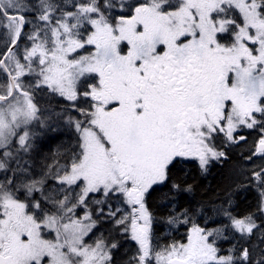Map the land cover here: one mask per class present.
Here are the masks:
<instances>
[{"label": "snow or ice", "instance_id": "obj_1", "mask_svg": "<svg viewBox=\"0 0 264 264\" xmlns=\"http://www.w3.org/2000/svg\"><path fill=\"white\" fill-rule=\"evenodd\" d=\"M70 6L75 11L54 0H0V264H116L117 242L86 238L101 218L129 232L128 216L117 218L121 209L111 204L121 198L132 210L130 239L138 246L128 264H252L243 245L221 254L218 241L229 239L224 221L214 228L192 223L187 243L153 249L147 201L163 193L169 231L189 224L205 209L177 207L178 195L194 186L169 185L173 169L196 161L204 175L246 140L243 129H258L255 150L243 158L252 166L241 165L242 179L212 211L241 240L257 231L264 238L252 214L238 219L230 211L234 194L254 187L264 214V0ZM45 95L83 119L65 120L55 109L46 119ZM61 121L75 131L76 146L64 164L37 173L30 164L37 135L57 131ZM256 264H264V252Z\"/></svg>", "mask_w": 264, "mask_h": 264}, {"label": "trees", "instance_id": "obj_2", "mask_svg": "<svg viewBox=\"0 0 264 264\" xmlns=\"http://www.w3.org/2000/svg\"><path fill=\"white\" fill-rule=\"evenodd\" d=\"M69 113L73 114L74 112L69 108L66 109V112L64 114H69ZM62 126L64 125L62 124L61 121V126L58 129V131L52 134H48V136L44 139V142L39 143L35 147L32 155L34 170L40 171L41 168H43L46 164L55 165L57 161H59L60 164H64L67 156L70 154L69 150L76 146L77 135L75 131L73 129H70L67 125L64 126V128H62ZM241 165L242 163L240 160L232 161L228 163L226 166L218 167L216 170L212 171L206 176L201 175L200 171L197 169V167L194 164H184L178 169L177 168L173 169V172L171 174V179L169 181V185L171 184L172 181H176L181 185L185 183H190L194 186V191L190 193V196L189 193L187 194L183 192H181L178 195L176 200L177 207L191 208L195 210L197 207L203 206L205 209L203 214H197L191 216L192 220H196L199 224L202 225L206 220V214L208 213V208L213 207L216 204H219L220 202L218 203V201H221L222 198L225 199V194L228 188L230 189L237 181L240 180L241 176L239 175V173L242 170ZM184 173H186L187 175ZM219 178L221 180H219ZM227 178L229 180H227ZM205 183L207 185V188ZM215 190L216 192H214ZM164 191L166 192L167 188H165ZM162 195H163L162 192H153L152 196L147 201V206L151 211V213L153 214L155 220L153 224V230L156 238L153 240L155 241L157 239H160L159 243L164 245H168L173 242L183 243L185 242V234L182 233L181 228H186V227L179 226L178 228H173L171 231H169L166 225L163 223L162 218L167 216L170 209L162 201L161 199ZM19 198L22 201L24 200L22 195H19ZM232 199L235 200L237 203V206L232 211L236 217L242 218L252 213L254 207L253 197L248 195L244 197L235 193ZM213 200H216L217 202L214 201L213 204ZM199 215H201V217H198ZM120 230H121L120 227H117L115 225L113 226L112 223L111 224L108 223L107 231L106 233H104L107 236V238L110 239V243L115 241L120 245L119 249H113V252L115 253L116 264L120 263L118 261L122 257V254L125 257L127 256V254L133 256V254L136 253L137 251L136 244L133 243L128 238H126L125 235H121ZM168 233H171V235H167Z\"/></svg>", "mask_w": 264, "mask_h": 264}, {"label": "rangeland", "instance_id": "obj_3", "mask_svg": "<svg viewBox=\"0 0 264 264\" xmlns=\"http://www.w3.org/2000/svg\"><path fill=\"white\" fill-rule=\"evenodd\" d=\"M29 2H31V3H35V0H29ZM54 2L55 3H57V4H62V5H65L66 7H68L69 8V10H71V11H75V9L74 8H71V3H73V2H81V0H69V3L68 4H65V0H54ZM100 2L101 3H103V0H100ZM127 2L128 3H135V2H137V0H127ZM139 2H145V0H139ZM171 2L173 3V4H175V3H177L178 2V0H171ZM239 15V13L238 12H236L235 13V15ZM237 17V16H236ZM0 46H3V30H0ZM21 48H23V46H21ZM88 82H94L93 80H91V79H89V81ZM88 83L87 82H83V83H81V85H80V88L81 89H83V87H85L86 85H87ZM43 97H45V98H49L50 96H47V95H45V96H43ZM43 97H40L39 99H40V108H42L43 107ZM58 98V100L60 99L59 97H57ZM64 103V102H63ZM65 103H67V102H65ZM60 105V104H59ZM64 115V119L65 120H67V118H68V116L69 115H71L72 117H74V118H80L79 116H77L76 114H72V113H69V114H63ZM44 117L47 119V115H45L44 114ZM62 124L64 125V126H66L67 124H65L64 123V121H62ZM64 126H62V128H64ZM56 132V131H55ZM55 132H47L46 134H43V133H39L38 135H37V138H36V146L39 144V143H42V142H44V139L48 136V134H52V133H55ZM33 155V154H32ZM260 162V161H259ZM30 164H31V166H32V168H33V162H32V160L30 161ZM245 165H247V166H250V164H245ZM13 167H15V164L13 163ZM34 170V169H33ZM35 172H37V173H39L40 171H36V170H34ZM8 175L9 176H11V173L9 172L8 173ZM3 177H4V173L3 172H0V180H3ZM258 190L256 189V192H257ZM19 195H22V194H19ZM39 194L37 193V196H38ZM23 196V195H22ZM23 198H24V196H23ZM25 199V198H24ZM26 203H29V205H30V202L29 201H27ZM111 204H112V206H113V210H115V208L116 207H120V212L117 214V217L118 216H120L121 214L123 215V216H125V215H127L128 216V220L126 221V223H127V225H128V228H129V232L128 233H125L124 231H122V233L124 234V235H128V237L130 238V225H131V215H132V210H131V208L129 207V205L128 204H126V203H124L123 202V198H121L119 201H117L116 199H113L112 201H111ZM220 204V203H219ZM219 204H217L216 206H218ZM98 206L97 205H95V204H93L92 205V208L93 209H95V208H97ZM107 208H108V205H105V209L107 210ZM212 207H210V208H208V213L206 214V222L204 223L205 224V226L204 225H201V227H209V228H214V227H220L221 225H220V221H224V223H227L228 224V235H230L231 237H229L230 239H228V240H220V241H218V245H219V247H220V249H221V254H223L224 252H226L229 248H231L233 245H236L237 247H239L240 246V244L241 245H243V246H245V247H248L250 250H251V248H252V250L251 251H254V252H252V256L254 255V259H252V264H256V260L260 257V254L262 253V252H264V238H262L261 237V234H260V232L259 231H257L256 232V234L255 235H253L252 237H251V239L250 240H242L241 241V239H240V233H238V232H236L235 230H233L232 228H231V223H230V221H225L224 220V218L222 217V216H220V217H217V216H215L214 215V213H213V211H212ZM33 211H34V209H32ZM232 210V207H231V209H230V211ZM78 211H80L81 213L83 212V209H80V210H78ZM253 216H254V219L256 220V223L257 224H259V225H261L262 227H264V214H261V213H259L257 210H255L254 212H252L251 213ZM233 215V214H232ZM234 216V215H233ZM235 217V216H234ZM236 218H238V217H236ZM102 220H104V218H101ZM238 219H244V218H238ZM105 221H109L108 220V218L107 219H105ZM229 222V223H228ZM98 224H99V222H98ZM196 224V223H195ZM187 225H189V224H187ZM198 225V224H197ZM124 226V225H123ZM179 226H181V225H179ZM179 226H177L176 228H178ZM192 226V223L189 225V228ZM199 226V225H198ZM184 227H186V225L184 226ZM189 228H181L182 229V233H184L185 234V242H183V243H187V234H188V229ZM122 230H123V228H121ZM230 229V230H229ZM95 231V235H93V236H91V238L90 239H88V238H86L87 239V241H89L88 243H90V244H94L95 242H96V240L97 239H99V238H102V234L101 233H99L98 231H96V229L94 230ZM231 231V232H230ZM231 233V234H230ZM237 233V234H236ZM167 235H171V233H168ZM233 235H234V238H233ZM237 236V238H235ZM48 238H54V234L52 235V236H49ZM156 238V236H155V233H154V230L152 229V234H151V245H152V247H153V249H155V250H160V249H162V248H164L165 246H167V245H164V244H160L159 242H160V239H157V240H153V239H155ZM235 239V240H234ZM238 240V242H237V240ZM233 240H234V242H233ZM239 240H240V242H239ZM105 242H107L106 240H104ZM133 241V240H132ZM253 241H255V242H253ZM135 244H136V242L135 241H133ZM242 242V243H241ZM248 242V243H247ZM251 242V243H250ZM173 243H176V242H173ZM173 243H171V244H173ZM177 243H179V242H177ZM247 243V244H246ZM171 244H168V245H171ZM246 244V245H245ZM254 246V247H253ZM256 246V247H255ZM255 248H257L258 249V253L256 252V249ZM136 249H138V246H137V244H136ZM258 257H256V256ZM259 255V256H258ZM257 259H256V258ZM253 258V257H252ZM119 264H126L125 262H120ZM152 264H155V261L153 260V262H152Z\"/></svg>", "mask_w": 264, "mask_h": 264}, {"label": "flooded vegetation", "instance_id": "obj_4", "mask_svg": "<svg viewBox=\"0 0 264 264\" xmlns=\"http://www.w3.org/2000/svg\"><path fill=\"white\" fill-rule=\"evenodd\" d=\"M236 16H237L238 22L242 23V18H240V16L237 15V14H236ZM0 49H3V46H0ZM87 86H88V84L85 87H83V89H81V90L82 91L83 90H87ZM42 100L44 102H43V107L41 109L43 110V113L45 115H47V118H48V113L51 112L53 109H55L57 113H63L64 112V108L61 105L57 104V102H56L58 100L57 97L56 98H52V97L45 98V97H43ZM76 113L79 114L78 112H76ZM241 134L245 135L246 140L245 141H241L239 146H233L232 148L228 149V158L227 159H225V160H223L222 162H219V163L213 161L210 164V166H209L208 172L206 174H204L203 176L208 175L212 171L216 170L218 167L226 166L228 163H230L232 161L240 160L242 165L250 164V166H248V167L252 166L251 162L246 161L243 158L248 156V155H250L255 150V145L257 144V142H258V140H259V138L261 136V133H260V131L258 129L257 130H251V129H246L245 128V129H243ZM216 146L218 148H221V150H223V148L220 145L219 141L216 142ZM239 148H240V150H239ZM253 160H255L257 164H259V159L257 157H253ZM184 164H194L197 167L196 161H186V162H184ZM197 169L199 170L198 167H197ZM241 179H242V177L240 178V180ZM236 194L244 196V197H246L247 195L253 197L254 198V207H253V211L252 212L257 210L258 202H259V192L258 191L256 192V188L249 187L247 190L238 192ZM223 201H224V199L222 198L221 202H223ZM236 206H237V203H236L235 200H233V203L231 205V207H232L231 213L235 209ZM248 215H250V214H248ZM121 216H123V215H120L117 218H119ZM108 220L109 221H113L111 217H109ZM106 231H107V228H102V233H106ZM102 238H103V240L106 239V237L103 236V235H102ZM126 257L128 258V260H130L132 258V255L127 254Z\"/></svg>", "mask_w": 264, "mask_h": 264}, {"label": "bare ground", "instance_id": "obj_5", "mask_svg": "<svg viewBox=\"0 0 264 264\" xmlns=\"http://www.w3.org/2000/svg\"><path fill=\"white\" fill-rule=\"evenodd\" d=\"M242 149H243V148H242ZM239 150H240V148H239ZM177 169H178V168H177ZM176 172H177V171H176ZM184 174H186V173H184ZM230 174H231V173H230ZM181 175H182V174H181ZM186 175H187V174H186ZM218 175H219V174H218ZM220 175H221V174H220ZM190 176H191V175H190ZM183 177H184V175H183ZM183 177H182V178H183ZM225 177H227V176H225ZM229 177H230V175H229ZM177 178H179V177H177ZM197 178H198V177H197ZM223 178H224V177H223ZM183 179H184V178H183ZM185 180H186V179H185ZM196 180H197V179H196ZM219 180H221V179L219 178ZM227 180H229V179L227 178ZM232 181H233V180H232ZM185 182H186V181H185ZM193 182H194V181H193ZM203 182H204V181H203ZM203 182H202V183H203ZM228 183H229V182H228ZM223 184H224V183H223ZM223 184H222V185H223ZM232 184H233V183H232ZM205 185H206V183H205ZM205 185H204V187H205ZM226 185H227V184H226ZM206 188H207V185H206ZM208 189H209V188H208ZM208 189H207V190H208ZM226 189H227V188H226ZM228 189H229V188H228ZM212 190H213V189H212ZM214 192H216V190H215ZM200 193H201V192H200ZM204 193H205V192H204ZM187 194H188V193H187ZM189 196H190V194H189ZM193 196H194V195H193ZM216 198H217V197H216ZM219 198H220V197H219ZM197 199H198V197H197ZM214 199H215V198H214ZM217 199H218V198H217ZM220 199H221V198H220ZM199 200H200V199H199ZM209 201H210V200H209ZM214 201H216V200H213V204H214ZM216 202H217V201H216ZM219 202L221 203V201H218V203H219ZM200 203H201V202H200ZM204 203H205V202H204ZM202 204H203V203H202ZM210 204H212V203H210ZM210 204H209V205H210ZM209 207H210V206H209ZM212 208H213V207H212ZM228 223H229V222H228ZM229 230H230V229H229ZM230 232H231V231H230ZM230 234H231V233H230ZM236 234H237V233H236ZM239 235H240V234H239ZM228 236L231 237L230 235H228ZM233 238H234V235H233ZM235 238H237V236H236ZM229 239H230V238H229ZM234 240H235V239H234ZM234 240H233V242H234ZM236 240H237V239H236ZM241 241H242V240H241ZM243 241H244V240H243ZM245 241H246V240H245ZM237 242H238V240H237ZM239 242H240V240H239ZM253 242H255V241H253ZM241 243H242V242H241ZM247 243H248V242H247ZM247 243H246V244H247ZM250 243H251V242H250ZM246 244H245V245H246ZM236 245H237V244H236ZM240 245H241V244H240ZM243 245H244V244H243ZM237 246H238V245H237ZM253 247H254V246H253ZM255 247H256V246H255ZM255 249H256V252H257L258 249H257V248H255ZM251 250H252V248H251ZM251 252H254V251H251ZM257 253H258V252H257ZM255 256H256V255H255ZM258 256H259V255H258ZM252 257H253L252 259H254V255H253ZM256 257H257V256H256ZM256 257H255V258H256ZM118 258H119V257H118ZM257 258H258V257H257ZM257 258H256V259H257ZM116 259H117V258H116ZM117 260H118V259H117ZM122 261H124V262L126 263V262H128L129 260H128L127 257H125V256L122 254V257L119 259L118 262H122Z\"/></svg>", "mask_w": 264, "mask_h": 264}]
</instances>
